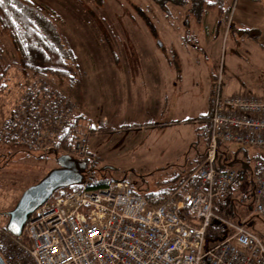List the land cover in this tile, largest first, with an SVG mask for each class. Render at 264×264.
Here are the masks:
<instances>
[{"label": "rangeland", "instance_id": "rangeland-1", "mask_svg": "<svg viewBox=\"0 0 264 264\" xmlns=\"http://www.w3.org/2000/svg\"><path fill=\"white\" fill-rule=\"evenodd\" d=\"M224 2L222 24L216 11L204 14V5L188 11L171 3L160 8L153 0H36L44 16L57 19L55 31L74 52V84L26 64L0 28V224L7 226L23 194L59 168L52 151L79 116L89 125L81 127L71 153L61 155H89L96 178L130 183L140 195L173 191L170 185L183 193L205 161L206 118L219 78L225 94H260L263 87L264 0ZM148 70L168 93L159 106L155 91L135 94ZM135 98H149V106L129 104ZM240 148L226 145L224 151L235 171L249 162L239 194L248 196L258 150L237 157ZM90 176L86 172L83 181ZM252 207L253 199L242 203L239 197L237 218L229 221H244L264 241V224Z\"/></svg>", "mask_w": 264, "mask_h": 264}, {"label": "built area", "instance_id": "built-area-1", "mask_svg": "<svg viewBox=\"0 0 264 264\" xmlns=\"http://www.w3.org/2000/svg\"><path fill=\"white\" fill-rule=\"evenodd\" d=\"M217 86L205 161L195 186L157 195H140L121 181L61 189L30 216L20 236L0 224L5 263L264 264L263 239L244 221L222 219L213 209L215 200L227 199L236 179L235 170L217 166L219 143L254 148L253 212L264 224V75L260 94H225L222 77ZM29 136L36 146L37 132ZM88 139H80L78 149L85 151ZM215 219L226 226L227 237L212 242L219 239L208 237Z\"/></svg>", "mask_w": 264, "mask_h": 264}, {"label": "trees", "instance_id": "trees-1", "mask_svg": "<svg viewBox=\"0 0 264 264\" xmlns=\"http://www.w3.org/2000/svg\"><path fill=\"white\" fill-rule=\"evenodd\" d=\"M160 8H165L169 3L183 8H188V11L195 10L198 5H204V14L208 15L212 11L217 12V16L220 23L223 24V19L227 15L224 0H153ZM43 11L36 3V0H4L3 4H0V28L3 34L10 37L13 45L18 52L20 58L29 65L35 66V70L42 76L51 74L60 78H66L70 83H75V78L71 76V69H73L72 60L76 57L72 49L66 48L63 44L61 37L54 29L53 22L57 19L54 17L49 19L42 14ZM139 13V11H138ZM143 16V13L140 16ZM146 21V16H143ZM153 32H155L154 26L151 24ZM244 34L249 35L255 41H259V37L256 33L247 30ZM212 113V111H211ZM210 117L206 118L208 129H210ZM89 125L87 119L83 116L74 118L69 122V128L64 130L59 143L56 148L53 149V153L56 156H61V151L71 153L73 145L79 134L83 132L82 126ZM92 128V127H91ZM92 130V129H91ZM103 133L109 132L108 129H103ZM129 130H137L136 128H130ZM225 145L219 143L218 145V163L217 166L221 170H232V161L228 159L229 150H225ZM246 149L240 148L236 153L237 157L241 154L245 155ZM247 155V154H246ZM86 162L91 164L89 155L84 158ZM258 159V155H255V160ZM237 161L240 160L237 158ZM240 165V164H239ZM243 167L236 171V179L233 187L230 190L229 196L225 200L217 199L214 203V213L216 216L231 220L237 218V207L240 197V201L245 203L253 199V183H251V193L246 196V192L241 193L242 182L246 179L247 170L249 169V162L245 161L242 164ZM93 183L97 186H105L110 183V180L102 178L98 179L92 173V176L85 181V183ZM197 183V177L190 179L189 183L185 187L186 190L195 186ZM73 188V187H72ZM72 188H69L72 189ZM175 185H170V190H176ZM135 190V189H134ZM136 192V191H135ZM57 194V193H56ZM56 194L52 199L56 198ZM252 205V203H251ZM253 208V207H252ZM9 217V216H8ZM7 228V226L5 225ZM227 233L226 226L219 220H213L209 230L208 237L214 236L216 238L224 237Z\"/></svg>", "mask_w": 264, "mask_h": 264}, {"label": "water", "instance_id": "water-1", "mask_svg": "<svg viewBox=\"0 0 264 264\" xmlns=\"http://www.w3.org/2000/svg\"><path fill=\"white\" fill-rule=\"evenodd\" d=\"M59 168L52 171L44 180L30 187L22 196L16 208L11 211L7 230L15 237L23 233L31 215L46 204L61 189H69L85 184L84 174L88 169L86 161H80L71 155L57 158ZM223 238L212 240H224ZM0 264H6L0 254Z\"/></svg>", "mask_w": 264, "mask_h": 264}, {"label": "crops", "instance_id": "crops-1", "mask_svg": "<svg viewBox=\"0 0 264 264\" xmlns=\"http://www.w3.org/2000/svg\"><path fill=\"white\" fill-rule=\"evenodd\" d=\"M145 76H146L145 77V80L144 81H141V84H143L142 87H140V89L137 87L135 89V94L136 95H139L141 89L144 91L145 95H147V96H149V93H153L155 91V94H156L155 96H157L156 99H157V102H158V104H157L158 106H159V104L161 103L162 100L164 102L167 101V98L166 97L168 96V93L163 88V83L160 80H158V79L155 80L156 78L154 79L150 75L149 70H148V73ZM141 84H140V86H141ZM262 92H263V87H262L261 93ZM240 93H242V90L241 89H238L237 92H235L233 94H228V95H236V94H240ZM160 95H162L161 101H160ZM149 101H150L149 98L148 99L146 98L144 100H138V99H136V100L130 101L129 104H135L137 107L143 108V107H145V105L149 106V104H147V103H150Z\"/></svg>", "mask_w": 264, "mask_h": 264}, {"label": "flooded vegetation", "instance_id": "flooded-vegetation-1", "mask_svg": "<svg viewBox=\"0 0 264 264\" xmlns=\"http://www.w3.org/2000/svg\"><path fill=\"white\" fill-rule=\"evenodd\" d=\"M80 161H85V159L83 158V159L80 160ZM87 163H88V162H87ZM90 171H91V170L89 169V163H88V169H87L86 172L89 174V176L93 173V172L90 173ZM90 177H91V176H90Z\"/></svg>", "mask_w": 264, "mask_h": 264}, {"label": "snow or ice", "instance_id": "snow-or-ice-1", "mask_svg": "<svg viewBox=\"0 0 264 264\" xmlns=\"http://www.w3.org/2000/svg\"><path fill=\"white\" fill-rule=\"evenodd\" d=\"M4 3V0H0V4H3Z\"/></svg>", "mask_w": 264, "mask_h": 264}]
</instances>
